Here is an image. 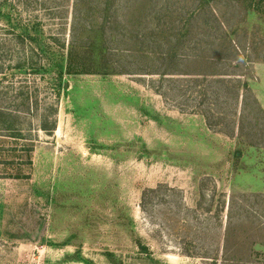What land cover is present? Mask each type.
I'll list each match as a JSON object with an SVG mask.
<instances>
[{"label": "rangeland", "instance_id": "374dc122", "mask_svg": "<svg viewBox=\"0 0 264 264\" xmlns=\"http://www.w3.org/2000/svg\"><path fill=\"white\" fill-rule=\"evenodd\" d=\"M0 12V264H264V0Z\"/></svg>", "mask_w": 264, "mask_h": 264}, {"label": "trees", "instance_id": "16d2710c", "mask_svg": "<svg viewBox=\"0 0 264 264\" xmlns=\"http://www.w3.org/2000/svg\"><path fill=\"white\" fill-rule=\"evenodd\" d=\"M3 4H1V5H3ZM74 6H75V8H77L76 7L77 4H75ZM194 14H196V13L195 12H191L190 13V15H194ZM0 17L5 21V25H7L8 27H10L12 29L18 28V24H16V23L13 22V20L10 18V16H9L8 13H3L2 14L0 12ZM21 29H23V31L20 30V32L18 34V37H19L18 41L21 42V43H24L25 40H29L28 43L31 44L30 41H32L31 40L32 38L28 34H26V32H25L26 27H23L22 26ZM33 48L34 49H31V53L33 55H36L37 57L40 56V53H42L41 51H43V49H40V48H37V47H34V46H33ZM71 50H72V45L70 46V50L69 51H71ZM22 52H24L23 48H22ZM52 54L53 53L50 54L51 56L49 57V60L47 61V63H49L52 60ZM70 54L71 53L69 52V56H70ZM47 59H48V57H47ZM72 65L75 66V62L72 60L71 56H70V58L67 57L66 67L67 66L71 67ZM16 67L20 68L21 67V63L20 64H17ZM67 71H68V69H67ZM165 74H167V73H163L162 75H165ZM10 115H11V112H9L7 110H4V108H0V117L6 118L5 120H3V122H2V124L0 126V131H2V130L15 131V130H13L14 128H11L12 126H8V125L5 124V121L7 120V117L10 116ZM13 115H15V114H13ZM41 129L49 133V132H51L54 129V125L50 126L46 122V123H44V125H41Z\"/></svg>", "mask_w": 264, "mask_h": 264}]
</instances>
